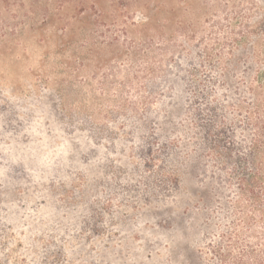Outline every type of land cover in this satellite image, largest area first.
Here are the masks:
<instances>
[{
  "label": "rangeland",
  "instance_id": "rangeland-1",
  "mask_svg": "<svg viewBox=\"0 0 264 264\" xmlns=\"http://www.w3.org/2000/svg\"><path fill=\"white\" fill-rule=\"evenodd\" d=\"M255 144L264 0H0V264L264 261Z\"/></svg>",
  "mask_w": 264,
  "mask_h": 264
},
{
  "label": "trees",
  "instance_id": "trees-1",
  "mask_svg": "<svg viewBox=\"0 0 264 264\" xmlns=\"http://www.w3.org/2000/svg\"><path fill=\"white\" fill-rule=\"evenodd\" d=\"M253 150L254 152H251L250 157L246 159L247 166L241 170L238 168V183L244 196H246L254 204L260 206L264 203V170H262L261 166L255 162L257 158L256 154L260 153L259 146L255 144ZM256 263L263 264L264 261ZM238 264L247 263L244 258L241 257L238 259Z\"/></svg>",
  "mask_w": 264,
  "mask_h": 264
}]
</instances>
